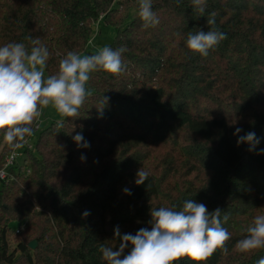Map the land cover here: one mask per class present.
Instances as JSON below:
<instances>
[{
  "label": "trees",
  "instance_id": "1",
  "mask_svg": "<svg viewBox=\"0 0 264 264\" xmlns=\"http://www.w3.org/2000/svg\"><path fill=\"white\" fill-rule=\"evenodd\" d=\"M152 8L160 23L144 29L137 0H0V46L30 50L28 38H39L50 53L45 77L68 51H86L101 22L116 32L105 47L126 49L124 73H90L79 116L38 131L39 116L33 148H23L27 159L6 167L0 264H107L100 248L118 250L117 227L121 235L151 230V209L180 210L189 199L210 212L219 207L221 219L229 215L228 252L218 250L205 264L264 257V249L234 250L264 214V0H207L203 17L191 0H152ZM212 13V27L227 38L202 57L185 40L190 31H209ZM248 132L260 141L252 151L237 144ZM77 133L89 147H78ZM12 150L0 133V169ZM142 167L149 176L137 185Z\"/></svg>",
  "mask_w": 264,
  "mask_h": 264
},
{
  "label": "clouds",
  "instance_id": "2",
  "mask_svg": "<svg viewBox=\"0 0 264 264\" xmlns=\"http://www.w3.org/2000/svg\"><path fill=\"white\" fill-rule=\"evenodd\" d=\"M177 4L181 0H176ZM191 4L203 17L206 12L207 0H191ZM138 17L144 29L154 28L160 20L152 8V0H137ZM215 13L207 19L209 31L199 30L188 32L185 46L190 52L202 57L209 55L210 49L224 39L226 34L215 30ZM31 41L29 50L23 43H8L0 46V133L4 140L13 148L23 147L27 137L33 133L32 125L41 115V108L50 104L63 117H78L79 109L83 106L89 92L86 88L90 73L104 71L113 76H119L126 71L122 53L123 46L118 49L104 47L97 54L82 56L75 51H68L59 60L58 71L45 77L50 53L39 38H28ZM109 98L103 96L101 103L105 106ZM103 106V107H104ZM103 107L100 110L102 112ZM62 127V122H57ZM242 129L236 128L234 135ZM73 140L78 147H89L81 133ZM83 142V143H81ZM259 139L254 132L239 136L237 144L250 145L249 150L255 149ZM264 154V149L260 153ZM85 157L81 156V160ZM149 172L143 167L137 171V185L143 184ZM124 192L131 194L125 188ZM90 213L85 211L84 216ZM151 230L142 228L135 235H121L119 228L114 231L120 239L118 250L101 246L102 259L107 264H176L181 258L187 257L193 264L205 262L218 250L227 254V242L232 234L223 226L229 220L217 207L209 211L203 203L186 200L180 210L172 207H159L150 210ZM131 245V250L124 255L125 249ZM264 249V214L253 218L247 228V235L238 240L234 250L247 254ZM256 264H264V257Z\"/></svg>",
  "mask_w": 264,
  "mask_h": 264
},
{
  "label": "rangeland",
  "instance_id": "3",
  "mask_svg": "<svg viewBox=\"0 0 264 264\" xmlns=\"http://www.w3.org/2000/svg\"><path fill=\"white\" fill-rule=\"evenodd\" d=\"M130 19L131 18L129 17L127 21H129ZM115 34L116 32L113 27L106 25L104 22H101L100 25H96L95 27L89 48L79 54L82 56L97 54L100 49L104 48L106 45L110 44L113 41ZM65 118L66 117L61 116L51 104L48 107L41 108V115L38 122V131L42 130L54 121H62ZM20 151H22V149H20ZM25 159H27V155L23 153L19 156L18 161L23 163ZM14 226L16 225L14 224Z\"/></svg>",
  "mask_w": 264,
  "mask_h": 264
},
{
  "label": "built area",
  "instance_id": "4",
  "mask_svg": "<svg viewBox=\"0 0 264 264\" xmlns=\"http://www.w3.org/2000/svg\"><path fill=\"white\" fill-rule=\"evenodd\" d=\"M39 128V126L37 125L35 127V130H37ZM27 139V143L23 144V147H18V148H13L12 152L8 155L5 165L0 169V180L6 179L8 177V172L6 170L7 166L13 165L18 161V158L21 154H23V148L27 147V148H33V139H34V135L31 136V138H26ZM20 149H22V151H20ZM28 173H30V169L27 170ZM21 228H17L16 232L18 233L20 231Z\"/></svg>",
  "mask_w": 264,
  "mask_h": 264
},
{
  "label": "water",
  "instance_id": "5",
  "mask_svg": "<svg viewBox=\"0 0 264 264\" xmlns=\"http://www.w3.org/2000/svg\"><path fill=\"white\" fill-rule=\"evenodd\" d=\"M29 247L32 248V249H36L37 247V240L36 239H33L29 242Z\"/></svg>",
  "mask_w": 264,
  "mask_h": 264
}]
</instances>
